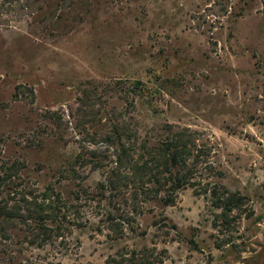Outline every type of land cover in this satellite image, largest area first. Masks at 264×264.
I'll list each match as a JSON object with an SVG mask.
<instances>
[{
	"label": "rangeland",
	"instance_id": "obj_1",
	"mask_svg": "<svg viewBox=\"0 0 264 264\" xmlns=\"http://www.w3.org/2000/svg\"><path fill=\"white\" fill-rule=\"evenodd\" d=\"M41 1L0 7V159L22 158L43 187L74 155L82 115L103 125L107 105L142 137L187 130L214 172L208 194L180 192L139 217L136 236L74 230L62 255L31 249L15 263L106 264L147 249L166 250L163 264H264V0ZM80 173L90 189L102 180Z\"/></svg>",
	"mask_w": 264,
	"mask_h": 264
},
{
	"label": "trees",
	"instance_id": "obj_2",
	"mask_svg": "<svg viewBox=\"0 0 264 264\" xmlns=\"http://www.w3.org/2000/svg\"><path fill=\"white\" fill-rule=\"evenodd\" d=\"M19 1L1 0L0 7ZM90 96L86 94L85 99ZM102 106L108 123L101 125V118L96 120L100 113L82 115L88 121L78 125L81 141L72 142L78 144L74 155L43 187L35 178L40 170L31 172L22 158L0 159V264H16L14 255L31 249L48 247L50 254L62 255L68 251L65 238L74 230L89 228L97 235L106 234L111 243L129 234L136 236L137 219L174 206L180 192L198 186L209 193V185L202 184L203 174H212L214 168L209 154L199 149L187 130L165 124L154 136L142 137L136 125L124 120L122 111ZM56 119L61 125V117L56 115ZM88 124L93 131L87 129ZM58 138L64 142L61 135ZM86 145L92 150L85 149ZM86 168L101 172L102 180L93 189L82 182L80 171ZM217 187L212 185L211 194L218 205L224 195ZM145 251H118L106 264H163L159 256L166 250L154 257ZM25 263L36 264L30 259Z\"/></svg>",
	"mask_w": 264,
	"mask_h": 264
}]
</instances>
